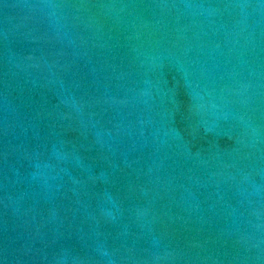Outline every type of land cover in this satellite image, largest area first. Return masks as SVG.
<instances>
[{
    "label": "water",
    "instance_id": "water-1",
    "mask_svg": "<svg viewBox=\"0 0 264 264\" xmlns=\"http://www.w3.org/2000/svg\"><path fill=\"white\" fill-rule=\"evenodd\" d=\"M0 264H264V0H0Z\"/></svg>",
    "mask_w": 264,
    "mask_h": 264
}]
</instances>
